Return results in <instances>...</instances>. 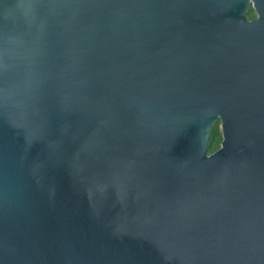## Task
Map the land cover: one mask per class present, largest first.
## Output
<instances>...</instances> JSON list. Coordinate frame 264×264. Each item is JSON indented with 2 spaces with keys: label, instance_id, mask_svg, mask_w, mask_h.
Wrapping results in <instances>:
<instances>
[{
  "label": "water",
  "instance_id": "95a60500",
  "mask_svg": "<svg viewBox=\"0 0 264 264\" xmlns=\"http://www.w3.org/2000/svg\"><path fill=\"white\" fill-rule=\"evenodd\" d=\"M0 264H264V0H0Z\"/></svg>",
  "mask_w": 264,
  "mask_h": 264
},
{
  "label": "trees",
  "instance_id": "16d2710c",
  "mask_svg": "<svg viewBox=\"0 0 264 264\" xmlns=\"http://www.w3.org/2000/svg\"><path fill=\"white\" fill-rule=\"evenodd\" d=\"M246 16L249 19H253L255 18V14L254 11L250 8L247 12H246ZM219 121H217L210 133L208 142H207V150L208 153H212L214 151H216L219 148L220 142H221V132H220V128H219Z\"/></svg>",
  "mask_w": 264,
  "mask_h": 264
}]
</instances>
